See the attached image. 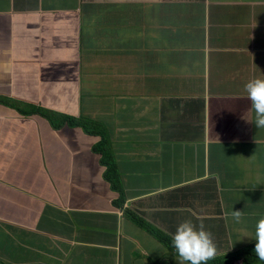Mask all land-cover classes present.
<instances>
[{
	"label": "crops",
	"instance_id": "crops-1",
	"mask_svg": "<svg viewBox=\"0 0 264 264\" xmlns=\"http://www.w3.org/2000/svg\"><path fill=\"white\" fill-rule=\"evenodd\" d=\"M206 73L212 82L235 86L236 95L246 93L251 76L264 78V0H0V99H6L0 102V157L17 158L10 164L16 189H34L61 211L81 212L59 214L58 230L49 224L52 215L42 230L61 242L80 235L84 256L90 242L112 244L119 230L111 217L115 195L91 152L97 138L70 127L55 132L7 101L36 95L28 101L72 117L91 115L103 101L102 114L95 111L123 160L157 128L178 123L205 131L219 126L225 111L241 107L189 99ZM7 187L0 181V192ZM67 187L81 195L69 199ZM0 220L34 230L39 216L28 205L0 199ZM131 233L130 242L162 251L140 227ZM130 251L127 244L125 261Z\"/></svg>",
	"mask_w": 264,
	"mask_h": 264
},
{
	"label": "clouds",
	"instance_id": "clouds-1",
	"mask_svg": "<svg viewBox=\"0 0 264 264\" xmlns=\"http://www.w3.org/2000/svg\"><path fill=\"white\" fill-rule=\"evenodd\" d=\"M179 18L183 19V15ZM227 45L228 42L223 41L221 48L226 49ZM244 89L246 93L236 95L235 86L228 87L221 81L212 82L209 73L204 74L201 82L190 89L195 95L189 99L200 103L203 101L204 104L206 101L213 104L239 102L241 107L225 111L221 124L209 130L178 123L173 124V129L161 127L158 131L157 128L139 148V144H135L137 148L127 153L138 155L142 163L130 164L126 161V154H123V160L119 156L118 168L122 175L120 180L125 203L116 205L120 194L106 180V170L100 164L104 169V185L115 195L111 207L113 214L110 212V215L115 218L119 230L115 232L112 244L90 242L86 256L77 242H70L79 248L75 256L66 259L63 264H79L75 262L78 257L83 259V264H264V210H259L264 203V186L251 187L258 193L239 200L234 209L233 206L226 209L223 198L224 191L233 190L237 181L251 173L247 167L257 172L259 164L264 163V78L251 76ZM32 104L50 110L48 105ZM87 116L90 115L82 113L74 118ZM232 116L243 134L235 132L228 122ZM42 119L55 132L68 127L65 123L59 125L58 120L51 122L48 118ZM238 136L241 139L236 138ZM111 142L116 153L112 138ZM205 154L206 164L196 166V162L188 159L189 156L201 159ZM140 167H144V170L138 169ZM193 168L195 172L205 169V175L196 182L183 185V180L174 175ZM140 179L144 180L143 192L136 190ZM173 180L175 183L171 182ZM48 184L53 186L50 177ZM259 184L264 185V182ZM237 187L241 190L248 188L243 182ZM8 192H0V199L6 203L17 205L7 196H24L22 204L39 199L43 203V210L34 230L0 220V264H50L49 260H43V256L47 255L45 249L38 247L35 252L32 241L39 238L53 240L62 249L63 242L58 241L57 235L52 234L53 239L49 233L41 232L44 220L55 215V221L49 223L52 227L57 224L59 214L63 218L81 212L61 211L46 198H37L38 193L34 189H16L14 194ZM247 217L253 219L251 223L246 222ZM225 225L226 236L222 233V226ZM136 227L152 235L151 232L156 231L158 239L153 235L156 239L154 242L159 244L162 251L130 242L133 236L131 230ZM53 228L58 230L57 225ZM168 238L175 251L166 242ZM223 243L227 246L226 252L223 251ZM127 244H131V253L125 261L122 252ZM237 244L242 247V252L235 256L230 248Z\"/></svg>",
	"mask_w": 264,
	"mask_h": 264
},
{
	"label": "trees",
	"instance_id": "trees-1",
	"mask_svg": "<svg viewBox=\"0 0 264 264\" xmlns=\"http://www.w3.org/2000/svg\"><path fill=\"white\" fill-rule=\"evenodd\" d=\"M44 78H47V77L44 76ZM102 78H105V76L98 75V79H102ZM18 97H19L20 102H18L17 100H12V101H7L5 105L8 108L16 111L19 115L26 117V118L32 117V116L48 118L49 120H51V122H54L53 120H58L59 125H62L63 123H65V125H67L70 128H74V129L78 126V128L86 136L99 138L100 140H97L96 145H94V147L92 148V151H93L92 153L100 157V164L106 170V173H105L106 180L111 184L112 188L117 193L120 194V197L116 201V205L123 204L126 202L125 195L122 192V188H121V180L117 173V166L115 165L114 152H113L110 134L108 130L106 129V127L104 126V124L99 122V118H100L99 113L101 112L98 109H102L105 107V104L103 101L97 102L95 107L92 108L93 111L91 112V115L89 117L88 116L80 117V119H76L71 116H66V115L64 116L63 114H58L56 112L43 109L41 107H38L32 104V102L28 101V100L34 101L33 98L37 97L36 95L21 97L19 94ZM4 101L5 100L0 99L1 103H4ZM95 110L98 111L99 113L96 112ZM218 116L220 117V115ZM212 122H213V119H212ZM228 122L231 124L235 132H237L240 135L243 134L241 129L237 127L236 118L234 116H232L228 120ZM236 138L241 139V137L239 136ZM16 160L17 158H13L11 155L0 157V181L3 184H8L10 186V187H7L9 194H14L16 192V188L19 182V178L16 173L17 170L14 167H12L14 165V162H16ZM83 161H84V158H83ZM10 164L12 166H10ZM37 193H38L37 198H46L48 200V198L46 197L44 193H41L38 191ZM66 194L68 198L71 200L81 195V193L76 192L71 187L66 188ZM7 197H10L17 205H21L25 200L24 196L15 195V196H7ZM3 201L5 205L7 206H15L14 204L6 203L5 200ZM26 204L32 208L31 212H34L38 216L41 214L43 210V205H42L43 203L39 199H35L33 201L27 202ZM192 223L196 225L195 222L192 221ZM151 233H153V235L156 236L158 239V233L156 231L151 232ZM166 242L171 244V239L170 238L166 239ZM170 248L175 251L172 244ZM26 253L28 254L27 251ZM77 260L78 261H75V262L79 264H83V259L81 257H78Z\"/></svg>",
	"mask_w": 264,
	"mask_h": 264
},
{
	"label": "rangeland",
	"instance_id": "rangeland-1",
	"mask_svg": "<svg viewBox=\"0 0 264 264\" xmlns=\"http://www.w3.org/2000/svg\"><path fill=\"white\" fill-rule=\"evenodd\" d=\"M129 101H133V100H129ZM75 129H79V128L76 127ZM112 147H113V144H112ZM0 152L4 154L2 147H0ZM113 152H114L115 165L117 166L118 176L120 178H122V175H121L120 170L118 168L119 155H116L114 148H113ZM126 155L127 156H125V157H126V161L128 163H130V164L142 163V160L139 158L138 155H136V154H126ZM188 159H192L193 162H196V164H197L196 166L201 165L202 163H205V164L207 163L206 154L201 159H196L195 157H192V156H189ZM259 167H260V169L257 172H253V168L247 167V171L251 172V173L248 176L243 177L240 181H237L233 186V188H234L233 190L223 192V198H224V203H225L226 209L229 206L230 207L233 206V209H234L235 208L234 205H237L239 200L246 198L252 194L258 193L256 190L252 189L251 187H253V186L254 187L255 186H257V187L264 186L262 184H259L261 182H264V163L259 164ZM174 175L181 178L183 180V185H186V184L196 182L199 178H202L205 175V169L204 170L198 169L197 172H195L194 168H193L190 170H183L181 172L175 173ZM171 182L175 183L174 180ZM241 182H243L244 184H246L248 186V188H246V190H241L237 187V185ZM249 188H251V189H249ZM144 189H145L144 180L140 179L136 184V190L143 192ZM259 210H264V203L260 205ZM245 220L247 223H251L253 219L250 217H247V218H245ZM211 224H213V223H211ZM226 229H227L226 225L222 226V233L224 236H226ZM41 232H43V230ZM95 232L97 235H100L103 233L102 231H99V230H96ZM79 236L80 235H77V238L75 240H73V243L79 242V240H78ZM49 237H52L53 239L55 238L54 235H52V234H50ZM32 242L35 243V245L33 246V250L35 252L38 250V247H42L45 249L47 255L43 256V260H44V262L49 260L50 264H61V261L63 259H68V258L74 257L78 248H79L78 246L73 245L70 242H63L62 243L63 249H62V247L60 245H57V242H53V240H45L44 238H39L38 240L32 241ZM23 245H25V244H23ZM22 248L24 249V247H22ZM226 249H227V246L225 243H223V251L226 252ZM2 251H4V248H2ZM230 251L233 255L238 256L242 252V247L239 244H237V245L233 246L232 248H230ZM58 253H59V255H57ZM63 263H65V260L63 261Z\"/></svg>",
	"mask_w": 264,
	"mask_h": 264
}]
</instances>
